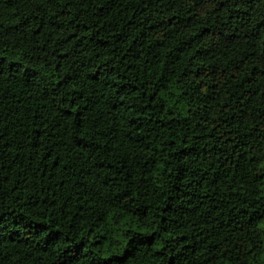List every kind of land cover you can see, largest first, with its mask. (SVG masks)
<instances>
[{"label": "trees", "instance_id": "1", "mask_svg": "<svg viewBox=\"0 0 264 264\" xmlns=\"http://www.w3.org/2000/svg\"><path fill=\"white\" fill-rule=\"evenodd\" d=\"M0 264H264V0H0Z\"/></svg>", "mask_w": 264, "mask_h": 264}]
</instances>
